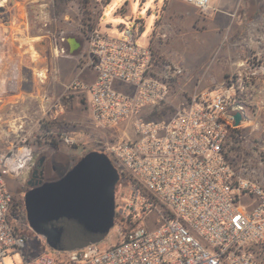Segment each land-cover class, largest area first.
<instances>
[{
    "label": "built area",
    "instance_id": "1",
    "mask_svg": "<svg viewBox=\"0 0 264 264\" xmlns=\"http://www.w3.org/2000/svg\"><path fill=\"white\" fill-rule=\"evenodd\" d=\"M185 1L202 12L212 2ZM40 17L47 26L48 12ZM141 26H124L121 38L93 28L82 69H93L96 78L89 85L75 78L66 86L90 93L97 127L114 128L133 120L136 136L108 147L122 167L119 198L130 223L118 230L114 243H90L66 252L45 248L32 256L22 253L24 264H264V188L248 180L227 157L239 128L234 115L245 114L237 82L263 75L264 59L259 52L244 57L235 76H227L213 90L191 95L170 117L147 119L144 110L161 106L185 69L151 46L139 45ZM61 52L66 54L64 48ZM18 66L9 62L0 67V102L20 93ZM47 78L45 71L37 72L40 84ZM123 84L132 89L120 88ZM40 98L48 118L40 123L46 124L61 112L62 98L46 91ZM6 105L13 112L18 102L12 99ZM2 121L0 117V145L7 146L0 148V262L5 264L7 256L22 252L28 239L13 215L9 182L32 169L34 149L25 118L12 127ZM246 194L256 199L251 208L240 201ZM153 214L155 222L148 226Z\"/></svg>",
    "mask_w": 264,
    "mask_h": 264
},
{
    "label": "rangeland",
    "instance_id": "2",
    "mask_svg": "<svg viewBox=\"0 0 264 264\" xmlns=\"http://www.w3.org/2000/svg\"><path fill=\"white\" fill-rule=\"evenodd\" d=\"M15 3V0H0V10L2 6H13ZM26 11L28 16L35 13L40 16L42 11L48 12V25L40 26L42 29L37 34H41V37L36 38L39 43L36 47L32 46L30 52L39 61L34 69L36 79L38 71L46 70V92L56 99L62 98V109L56 118L43 124L40 122L48 119L43 117L28 131V142L34 149V162H38L45 155H56L58 161H63V166L72 167L86 153L98 150L109 155L119 174V180L122 167L108 153V147L122 139L136 136L133 120L125 121L114 128L97 127L92 117L90 93L84 89H66L75 78L86 83L94 79L95 72L91 68L81 70L84 64L81 63L87 53L89 30L99 27L102 32L121 38L124 26L134 29L140 22L142 26L138 29L137 43L152 46L164 59L180 63L184 67L185 74L173 82L168 99L155 109L144 110L143 114L147 119L170 117L191 95L202 90H213L227 76H235L244 57L259 52L264 59V44L248 52L244 51L243 39L247 38V34L236 35L237 31L232 26L211 30L210 24L204 20L206 12H202L195 5L186 4L183 0H111L108 4L107 0H37ZM251 19H255L256 23L250 30L259 34L257 40L264 42V13ZM156 31L160 32L157 33L158 37ZM71 38L80 43V47L72 53L69 45ZM62 48L66 50V54H62ZM41 68L43 70H39ZM237 85L241 88L239 97L245 114L236 129V141L233 140L230 146L231 148L234 145L236 150L229 154L237 157L235 165L242 168V173L248 180L264 188V74L253 78L243 77ZM119 87L132 89L128 84ZM49 132L67 135L74 142L67 143L59 135L56 138L58 145L53 147L51 141L54 137L48 135ZM6 146L7 142L1 144L0 148L6 149ZM238 153L240 156H237ZM30 175L31 170L9 182L15 198L13 215L20 216L18 220L27 229L28 239L22 252L17 251L13 256H7L5 264H24L22 253L32 256L44 248L57 252L71 251L49 246L46 236L36 232L29 224L26 213L22 214L21 210L24 207L25 211V205L20 190L26 185ZM118 184L119 181L116 185L115 224L101 241L104 244L118 241V230L130 223L125 220ZM240 201L251 208L256 199L246 194L240 196ZM152 217L153 220L148 226L155 222L156 215L153 214Z\"/></svg>",
    "mask_w": 264,
    "mask_h": 264
},
{
    "label": "water",
    "instance_id": "3",
    "mask_svg": "<svg viewBox=\"0 0 264 264\" xmlns=\"http://www.w3.org/2000/svg\"><path fill=\"white\" fill-rule=\"evenodd\" d=\"M69 45L71 53L80 47L75 38ZM234 118L240 125L243 113L236 112ZM118 181L109 155L92 150L60 179L44 182L26 193V218L36 232L46 236L49 246L60 250L101 242L115 224Z\"/></svg>",
    "mask_w": 264,
    "mask_h": 264
},
{
    "label": "crops",
    "instance_id": "4",
    "mask_svg": "<svg viewBox=\"0 0 264 264\" xmlns=\"http://www.w3.org/2000/svg\"><path fill=\"white\" fill-rule=\"evenodd\" d=\"M7 1L1 0V2ZM36 1L15 0L16 3L13 6L4 8L2 6L0 10V67H7L9 62L15 63L19 65L21 77L20 93L17 96L4 97L2 102H0V117L3 119L1 123L7 122L12 127L16 120L25 118L29 128L28 131L45 116L41 107L40 95L46 91V82L40 84L36 79L34 69L35 65L39 64V61L30 52L32 46L36 47L39 43L36 38L41 37V34H37V32L42 29L40 26H43V24L41 17L37 13L28 16V11H26V8H29V5ZM183 1L186 4H192L185 0ZM20 2L21 4H19ZM211 6L212 8L208 12H204V20L207 24H210L211 30L231 28L232 26L237 31L236 35L243 36L247 34V38L243 39L245 42L242 46L244 51L247 52L260 44H264V42L257 40L259 34L250 30L256 23L255 19L252 20L251 18H255L257 14L264 13V0H212ZM157 33L160 34L159 31H156V36ZM95 78L96 72L94 79L90 83L81 81L89 85ZM12 99L18 102L13 112L6 105Z\"/></svg>",
    "mask_w": 264,
    "mask_h": 264
},
{
    "label": "flooded vegetation",
    "instance_id": "5",
    "mask_svg": "<svg viewBox=\"0 0 264 264\" xmlns=\"http://www.w3.org/2000/svg\"><path fill=\"white\" fill-rule=\"evenodd\" d=\"M43 158L44 159L41 163L39 160L38 162H34V166L31 169V175L27 179L26 185L20 190L21 194L24 196V201L26 193L32 188L47 181L60 179L71 168L63 166V161H58L56 155H45Z\"/></svg>",
    "mask_w": 264,
    "mask_h": 264
},
{
    "label": "trees",
    "instance_id": "6",
    "mask_svg": "<svg viewBox=\"0 0 264 264\" xmlns=\"http://www.w3.org/2000/svg\"><path fill=\"white\" fill-rule=\"evenodd\" d=\"M110 1H111V0H107V4H108ZM91 30H92V29H91ZM91 30H89V32H90ZM89 32H88V33H89ZM59 135H60L59 133H58V134H55V133L52 134V136L54 137V138H53L54 140L51 141L53 147H57L58 143L56 142V141H57L56 138H58ZM235 141H236V139H235ZM234 150H236V147L233 145V147L230 148V152H234ZM237 156H240V153H238ZM227 157H228V159H229L231 162H233L234 164H236V161H238L237 157H233V156H231V154H228ZM23 208H24V207H23ZM23 208H22L21 212H22L23 215H25V213H24L25 211H23V210H24ZM18 218H20L19 215H18ZM26 231H27V229H26L25 227H22V228H21V232H22V233H25V234H26Z\"/></svg>",
    "mask_w": 264,
    "mask_h": 264
}]
</instances>
